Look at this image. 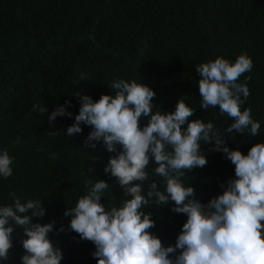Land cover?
<instances>
[{
    "label": "trees",
    "instance_id": "trees-1",
    "mask_svg": "<svg viewBox=\"0 0 264 264\" xmlns=\"http://www.w3.org/2000/svg\"><path fill=\"white\" fill-rule=\"evenodd\" d=\"M241 54L253 61L251 72L239 78L250 90L242 110L250 108L261 129L256 136L225 132L224 146L247 155L264 142V0H0V152L13 159V175L0 176V206L14 204L10 193L21 202L42 201L46 213L33 222L54 224L49 237L63 253L61 264H98L95 245L71 230L72 217L64 213L98 180L110 185L101 197L107 209L131 197L104 171L121 146L109 152L102 141H93L95 149L84 148L93 130L86 124L82 133L67 136L81 107L76 94L97 101L115 96L113 81L135 80L156 93L153 113L174 112L183 98L195 110L189 121L211 122L223 133L233 121L218 107L201 108L196 69L218 57L234 63ZM82 74L87 79L80 81ZM66 102L72 116L50 123L51 113ZM37 104L46 107L44 115L31 111ZM140 123L144 127L148 119ZM201 154L206 166L186 170L181 179L206 205L235 178V165L213 144L201 141ZM157 166L151 158L149 176L163 190ZM148 191L144 184L142 194ZM174 206L143 208L155 222L149 231L165 247L175 245L187 221L186 214L172 211ZM25 238L23 228L16 227L9 259L0 264H22Z\"/></svg>",
    "mask_w": 264,
    "mask_h": 264
},
{
    "label": "clouds",
    "instance_id": "clouds-1",
    "mask_svg": "<svg viewBox=\"0 0 264 264\" xmlns=\"http://www.w3.org/2000/svg\"><path fill=\"white\" fill-rule=\"evenodd\" d=\"M252 68L253 61L246 54L239 55L234 63L218 57L197 66L201 108L218 107L233 121L223 133L211 122L189 121L195 110L183 98L174 112L153 113L156 93L135 80L113 81L109 87L117 90L115 96L102 95L97 101L89 95L76 94L81 107L75 122L66 130L67 136L82 133L81 124H86L93 130L84 148L95 149L93 141H102L109 152L121 146L123 150L110 158L104 171L116 178L126 197H131L124 199L121 207L107 209L101 197L110 185L98 180L74 208L64 213L72 217L71 230L95 245L93 255L98 264H264V142L252 146L247 155L224 146L225 132H247L251 136L260 133L261 125L252 118L251 109L242 110L250 90L239 78ZM86 79L82 74L80 81ZM68 103L51 113L50 123L57 117L72 116L66 110ZM31 111L44 115L47 109L37 104ZM145 118L148 124L141 127ZM201 141L213 144L215 151L225 153L235 165V178L227 182L223 194L206 205L195 198V189L185 186L181 179L186 170L206 166ZM153 157L158 165L155 175L165 180L163 190L149 176L148 165ZM12 164L9 153L0 152V176L11 177ZM144 184L149 186L147 195L142 194ZM9 195L14 204L0 206V261L9 259L13 232L22 227L27 237L22 240L26 253L21 257L22 264H61L63 253L49 237L54 224L33 222L46 213L42 201L21 202L14 193ZM170 202L175 205L172 211L186 214L187 221L175 245L165 247L149 231L155 222L143 208Z\"/></svg>",
    "mask_w": 264,
    "mask_h": 264
}]
</instances>
